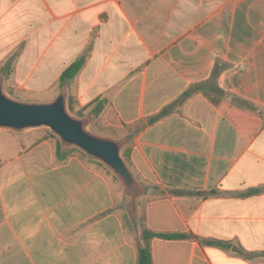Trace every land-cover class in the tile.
<instances>
[{"label":"crops","instance_id":"crops-1","mask_svg":"<svg viewBox=\"0 0 264 264\" xmlns=\"http://www.w3.org/2000/svg\"><path fill=\"white\" fill-rule=\"evenodd\" d=\"M218 62L230 96L184 97ZM0 75L28 101L67 85L97 133L128 138L145 224L191 235L154 238V264H264V0H0ZM56 144L0 131V264H137L119 179Z\"/></svg>","mask_w":264,"mask_h":264},{"label":"water","instance_id":"water-1","mask_svg":"<svg viewBox=\"0 0 264 264\" xmlns=\"http://www.w3.org/2000/svg\"><path fill=\"white\" fill-rule=\"evenodd\" d=\"M39 129H49L63 148L76 147L89 158L103 163L121 181L124 195L130 201L129 216L137 223L138 199L146 193L147 187L123 156L128 138L99 134L92 129L90 116L73 113L67 85L49 101H28L12 96L5 87V76L0 75V131L25 134Z\"/></svg>","mask_w":264,"mask_h":264},{"label":"trees","instance_id":"trees-1","mask_svg":"<svg viewBox=\"0 0 264 264\" xmlns=\"http://www.w3.org/2000/svg\"><path fill=\"white\" fill-rule=\"evenodd\" d=\"M85 62H86V55L81 56L75 62H73L62 73L61 83L64 84L65 82L74 79L76 75L80 72L82 67L84 66ZM223 69H224L223 65L218 62L214 67L211 77L207 81L197 83L193 87L186 90L184 92V97L191 96L192 94L196 92H202L214 104H219L222 100H224L225 98H228L230 94H228L225 90H223L218 84V78ZM232 101L239 106L253 107V103L250 100L236 96V95L232 97ZM75 102L76 101L74 97L70 95L69 107L71 111L79 116L86 115L85 109H78L77 111L74 110ZM169 111H170L169 107H165L157 116H154L152 120L155 121L158 118L166 116L169 113ZM51 137H54L57 139L55 135L51 134ZM56 148H57L58 156H62V152L64 150H63V147L59 139H57ZM64 152H67V153L78 152L82 154L83 156L88 157L84 152H82L80 149L76 147H72ZM123 156L126 159V161L129 163L130 162L129 161L130 149L127 146L125 147L123 151ZM88 159L90 158L88 157ZM262 190L263 188H253V189H250L245 194H254ZM171 192L174 194L187 193V191H184V190H172ZM207 194L208 193H201V195H207ZM125 220L129 227H133V222L131 221V218L128 214L125 216ZM140 220L142 222L143 229H142V238H141V243L139 247V256H138L137 264H154L153 255H152V240L154 238L159 237V238H164V239H185V238L191 237V235H188L186 233H181V232H178V233L157 232V231L150 229L145 224L144 215H142ZM205 242L210 243V244H218L216 241H213V240H209Z\"/></svg>","mask_w":264,"mask_h":264},{"label":"rangeland","instance_id":"rangeland-1","mask_svg":"<svg viewBox=\"0 0 264 264\" xmlns=\"http://www.w3.org/2000/svg\"><path fill=\"white\" fill-rule=\"evenodd\" d=\"M72 96V95H71ZM70 97V96H69ZM74 110H78L77 108H76V103H75V105H74ZM74 113V112H73ZM94 126L96 127V128H98L99 130H103V129H100L99 128V126H98V123H95L94 124ZM95 127H92V129H94ZM5 131H8V130H5ZM35 131H42V133H45V135H47V136H51V131L49 130V129H39V130H35ZM32 132H34V131H31V132H28V133H32ZM28 133H25V134H28ZM17 134V133H16ZM18 135H22V134H18ZM52 135H54V134H52ZM57 137V136H56ZM57 139H58V137H57ZM90 160H93V159H91L90 158ZM93 161H95V160H93ZM96 162H98L99 164H101V165H103V167L105 168V169H108L103 163H101V162H99V161H96ZM109 170V169H108ZM120 181V180H119ZM120 183H121V181H120ZM121 185H122V183H121ZM122 190H123V195H124V187H123V185H122ZM124 198L126 199V201H127V207H126V209H127V211L129 212V198H126L125 197V195H124ZM140 199H142L141 197L138 199V218L140 217H142V215H143V212H144V207H143V202L141 201L140 202Z\"/></svg>","mask_w":264,"mask_h":264}]
</instances>
